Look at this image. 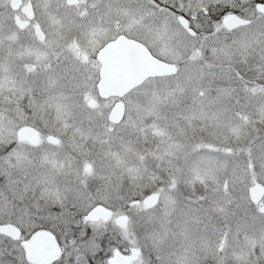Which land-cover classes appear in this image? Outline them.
<instances>
[{
  "label": "snow or ice",
  "instance_id": "snow-or-ice-1",
  "mask_svg": "<svg viewBox=\"0 0 264 264\" xmlns=\"http://www.w3.org/2000/svg\"><path fill=\"white\" fill-rule=\"evenodd\" d=\"M0 8V264H264V0Z\"/></svg>",
  "mask_w": 264,
  "mask_h": 264
},
{
  "label": "flooded vegetation",
  "instance_id": "flooded-vegetation-1",
  "mask_svg": "<svg viewBox=\"0 0 264 264\" xmlns=\"http://www.w3.org/2000/svg\"><path fill=\"white\" fill-rule=\"evenodd\" d=\"M8 11H10V10H6L4 8H0V13L8 14Z\"/></svg>",
  "mask_w": 264,
  "mask_h": 264
}]
</instances>
